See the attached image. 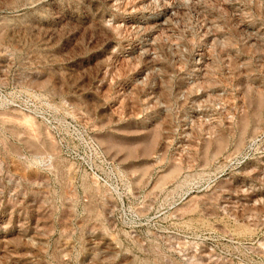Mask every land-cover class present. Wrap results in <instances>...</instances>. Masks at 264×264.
<instances>
[{"label":"rangeland","instance_id":"obj_1","mask_svg":"<svg viewBox=\"0 0 264 264\" xmlns=\"http://www.w3.org/2000/svg\"><path fill=\"white\" fill-rule=\"evenodd\" d=\"M0 264H264V0H0Z\"/></svg>","mask_w":264,"mask_h":264}]
</instances>
